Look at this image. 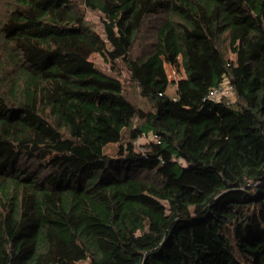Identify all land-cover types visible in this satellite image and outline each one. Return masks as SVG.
Instances as JSON below:
<instances>
[{
	"label": "trees",
	"instance_id": "trees-1",
	"mask_svg": "<svg viewBox=\"0 0 264 264\" xmlns=\"http://www.w3.org/2000/svg\"><path fill=\"white\" fill-rule=\"evenodd\" d=\"M0 10V264H264V0ZM225 80L232 96L206 99Z\"/></svg>",
	"mask_w": 264,
	"mask_h": 264
},
{
	"label": "rangeland",
	"instance_id": "rangeland-1",
	"mask_svg": "<svg viewBox=\"0 0 264 264\" xmlns=\"http://www.w3.org/2000/svg\"><path fill=\"white\" fill-rule=\"evenodd\" d=\"M85 8V7H84ZM85 10V14L87 19L93 24V26L95 27V29H97L99 32L103 33V24H102V20H101V16L99 13L92 11L90 9H84ZM1 12V10H0ZM161 17H163V15H157V16H152L148 23H150L151 26L145 27L144 30V37H142L141 39L142 42L138 45L136 44L134 47V52H136V54H139L142 52V49L144 47V44H147L150 39H152V34H153V24H157V22L160 21ZM90 59L92 61H94V63L102 68V70L110 72V73H117L115 71H122L121 74H119V77L121 79H123V81L126 82V87L128 88V94L130 95V97L137 103L141 104V105H145L146 103L143 101V99L140 97L139 95V90L137 88L136 85H134L128 76L127 71L125 70V67L122 65H118L117 70H114V68H112L111 63H109L108 61H105L102 56L98 53H94L91 55ZM166 70L169 76V79L171 80V83L168 87V92L171 95H175L176 93V89H177V81L185 76L184 73V69L179 66V67H175L172 66L170 64H166ZM151 137L150 136H145L142 135L138 140L135 141V149L137 151L141 150L142 147L147 144L150 141ZM119 149H120V144L119 143H111L108 144L105 147V153H107L109 156L114 157V158H119L122 157V155L119 153ZM127 152V151H126ZM190 180L196 181V182H200L199 178L194 177Z\"/></svg>",
	"mask_w": 264,
	"mask_h": 264
},
{
	"label": "built area",
	"instance_id": "built-area-1",
	"mask_svg": "<svg viewBox=\"0 0 264 264\" xmlns=\"http://www.w3.org/2000/svg\"><path fill=\"white\" fill-rule=\"evenodd\" d=\"M232 93H233V85L229 81L225 80L221 85L212 88V90L206 96V99L219 101L224 97L232 96ZM150 137L152 139L157 140V135L151 134Z\"/></svg>",
	"mask_w": 264,
	"mask_h": 264
}]
</instances>
